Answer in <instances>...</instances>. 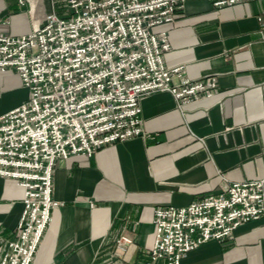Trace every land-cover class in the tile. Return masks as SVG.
Wrapping results in <instances>:
<instances>
[{
    "label": "crops",
    "instance_id": "obj_1",
    "mask_svg": "<svg viewBox=\"0 0 264 264\" xmlns=\"http://www.w3.org/2000/svg\"><path fill=\"white\" fill-rule=\"evenodd\" d=\"M63 7L64 0H0V32L26 35ZM263 9L262 0L221 8L183 0L173 22L152 29L166 34L164 67H181L171 83L212 76L213 95L181 105L167 92L144 95L140 136L57 161L51 197L60 205L30 264H144L156 208L264 178V39L256 21ZM24 90L14 71H0V116L25 101ZM22 208V189L0 177V256ZM120 237L130 243L117 248ZM180 264H264V217L201 244Z\"/></svg>",
    "mask_w": 264,
    "mask_h": 264
},
{
    "label": "built area",
    "instance_id": "obj_2",
    "mask_svg": "<svg viewBox=\"0 0 264 264\" xmlns=\"http://www.w3.org/2000/svg\"><path fill=\"white\" fill-rule=\"evenodd\" d=\"M183 0H64L26 35L0 32V71L12 70L27 97L0 116V177L22 189V212L0 264H30L51 210L55 163L90 157L102 146L142 134L140 97L167 92L181 105L213 95L212 76L171 83L169 49L158 25L174 21ZM221 8L252 0H206ZM264 2V0H262ZM21 3V1H19ZM264 39V9L256 16ZM264 217V178L228 184L217 195L153 212L154 237L144 264H180L208 241L232 237ZM130 243L116 240V247Z\"/></svg>",
    "mask_w": 264,
    "mask_h": 264
},
{
    "label": "rangeland",
    "instance_id": "obj_3",
    "mask_svg": "<svg viewBox=\"0 0 264 264\" xmlns=\"http://www.w3.org/2000/svg\"><path fill=\"white\" fill-rule=\"evenodd\" d=\"M24 93L26 94V93H27V91H26V90H24Z\"/></svg>",
    "mask_w": 264,
    "mask_h": 264
}]
</instances>
